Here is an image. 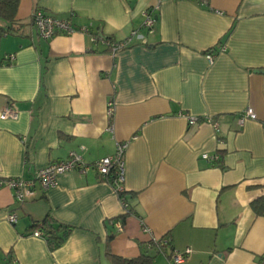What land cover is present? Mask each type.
<instances>
[{
	"label": "crops",
	"instance_id": "crops-1",
	"mask_svg": "<svg viewBox=\"0 0 264 264\" xmlns=\"http://www.w3.org/2000/svg\"><path fill=\"white\" fill-rule=\"evenodd\" d=\"M35 8L74 32L39 38ZM132 32L115 51L102 42ZM8 103L18 117L0 118V178L30 179L73 151L92 163L128 142V210L94 169L22 204L0 185V264H169L187 248L181 264H261L264 216L250 203L264 196V0H19L0 37V113ZM248 107L255 118L240 123ZM44 220L69 228L54 248L31 234Z\"/></svg>",
	"mask_w": 264,
	"mask_h": 264
},
{
	"label": "built area",
	"instance_id": "built-area-1",
	"mask_svg": "<svg viewBox=\"0 0 264 264\" xmlns=\"http://www.w3.org/2000/svg\"><path fill=\"white\" fill-rule=\"evenodd\" d=\"M32 22L35 26L37 35L41 39H49L58 33L71 34L74 32V28L69 19H58L51 15L45 14L41 9L35 8L31 14ZM154 24V18L151 16L149 10H146L145 25L151 29ZM83 31H88V28H83ZM136 36V32H132L129 37L123 40H102L104 44L115 51L117 49L127 46L132 38ZM93 41L98 40L97 36L92 35ZM209 63L213 62L214 55L211 51L205 54ZM13 55H9V61L13 60ZM109 111L112 110V102H108ZM18 117V110L14 103H8L0 113L1 119H16ZM254 110L250 107L245 108L239 115L238 119L241 123L245 119H254ZM199 118L196 116H187L189 124L195 123ZM211 122V119H208ZM216 127V124L214 125ZM217 128V127H216ZM128 147V142H120L117 144L115 152L111 155L104 156L92 163H86L81 155L77 152H70L66 159L53 161L46 164L44 167L39 168L32 178L22 179L19 177L0 178V185H5L13 190L14 199L18 204L24 203L26 200L33 199L37 192L45 191L56 184V179L60 174L78 171L79 173H86L89 169H94L103 179V181L109 183L114 192H116L121 200L124 208L128 210L127 203L121 196L124 192V159L123 156ZM208 158L207 155H204ZM218 156H213L212 160H217ZM7 220L14 224L17 221V215L14 212H10L7 216ZM118 230L122 229V226L118 223ZM36 237H43L44 233L41 229H35L31 233ZM155 246L162 251V247L166 244V241L159 240L154 242ZM190 249L187 248L184 253L170 252L168 254L169 264H181L185 257L184 254L190 253ZM261 264H264V256L261 258Z\"/></svg>",
	"mask_w": 264,
	"mask_h": 264
},
{
	"label": "trees",
	"instance_id": "trees-1",
	"mask_svg": "<svg viewBox=\"0 0 264 264\" xmlns=\"http://www.w3.org/2000/svg\"><path fill=\"white\" fill-rule=\"evenodd\" d=\"M18 4L19 0H0V37L14 32ZM106 38L112 40L111 37ZM250 207L255 215L264 216V196L253 200L250 203ZM39 226L44 228V237L50 248L58 246L64 240L69 231V228L64 225L54 227L53 225L46 223V220L40 222ZM111 257L114 264H151L150 260L143 256L136 258H122L119 256Z\"/></svg>",
	"mask_w": 264,
	"mask_h": 264
}]
</instances>
